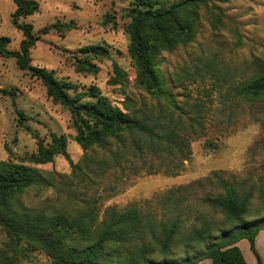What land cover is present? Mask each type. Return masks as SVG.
Here are the masks:
<instances>
[{"label": "rangeland", "instance_id": "374dc122", "mask_svg": "<svg viewBox=\"0 0 264 264\" xmlns=\"http://www.w3.org/2000/svg\"><path fill=\"white\" fill-rule=\"evenodd\" d=\"M36 1L39 10L19 19L31 23L38 35L30 51L33 65L73 81L78 90L96 85L120 107L126 97L137 104H154L136 83L137 68L129 52L127 27L132 0ZM14 9V0H0V36L9 38L8 50H17L23 38L22 31L12 24ZM199 10L194 39L162 50L157 56V68L179 105L197 106L201 116L200 125L193 127L200 135L191 137V156L183 163L162 151L135 157L126 154L116 162L104 153L108 163L84 167L85 152L72 137L75 131L69 111L53 102L41 80L20 69L14 56L0 52V160L35 166L50 182L25 190L24 205L53 213L70 206L82 207L85 199L96 207L97 220L109 206L120 210L136 206L153 221L179 219L181 240L167 253L155 250L147 254L154 260L181 259L188 254L194 257L197 249L185 247L182 238L190 227L199 225L197 217L204 215L217 220V225H226L220 224L221 214L202 200L218 185L211 181L188 187L194 181H204L212 171L224 172L221 175L233 181L241 194L249 195L248 216L264 213V98L245 100L234 95L236 86L264 68V0H213ZM54 22L68 23L71 29L39 33ZM91 44L107 46L109 56L93 59L98 66L96 73L76 71L75 57ZM113 62L122 70L121 82L110 80ZM17 109L24 115L23 124L18 122ZM52 134L66 136V150L73 163H80L84 177L73 173L61 154L46 163L25 160L36 152L38 140L49 143ZM102 155L99 150L95 158L99 160ZM177 164L180 168L175 173L166 172ZM240 249L247 264H256L247 240ZM257 250L264 264V247ZM49 260L43 250L11 239L0 226V264H43ZM202 264H210V259L205 258Z\"/></svg>", "mask_w": 264, "mask_h": 264}, {"label": "trees", "instance_id": "16d2710c", "mask_svg": "<svg viewBox=\"0 0 264 264\" xmlns=\"http://www.w3.org/2000/svg\"><path fill=\"white\" fill-rule=\"evenodd\" d=\"M211 1L132 0L127 33L129 52L137 68L136 83L156 105L137 104L126 97L120 107L102 94L96 85L78 90L73 81L57 78L53 70L33 65L30 51L38 35L33 32L31 23L19 19L39 10L36 0H14L11 20L22 31L23 38L17 50H8L9 38L0 36V52L4 56H14L17 66L40 79L47 96L69 111L70 125L75 131L72 137L85 152L82 157L86 162L84 167L89 168L91 163L102 167L108 163L110 159L104 153L116 162L119 156L126 154L135 157L162 151L183 163L191 156V137L200 135L193 127L200 125L201 116L197 106L191 109L187 104L179 105L175 93L166 87L157 68V56L162 50H172L194 39L198 31L199 9ZM50 29L70 30L71 25L54 22L43 26L39 33H47ZM80 53L75 57V70L96 73L98 66L93 59L109 56V49L103 44H91L82 47ZM113 69L110 80L121 82L123 73L116 62H113ZM234 93L245 100L264 98V68L242 81ZM16 112L18 122L23 124L22 111L17 109ZM66 143L64 134H52L49 143L38 140L36 152L25 160L46 163L61 154L73 173L84 177L83 168L80 163H73ZM99 150L103 151V157L98 160L95 157ZM173 166L166 172L175 173L180 168L178 164ZM222 173L212 171L204 181L188 184L191 187L212 181L218 185L202 200L213 212L221 214L220 224H226L217 225V220L215 222L204 215L200 219L197 217L199 225L190 227L182 238L185 247L197 249L194 257L188 254L181 259L148 258L147 254L155 250L167 253L181 240L178 237L180 220L153 221L136 206L121 210L106 207L100 220H97L96 207L85 199L81 201L82 207L70 206L52 210L53 213L27 207L22 200L24 191L50 182L35 166L10 159L0 160V226L11 239L24 241L32 249L43 250L50 257L43 264H197L204 258H209L211 264H247L236 244L243 238L248 240L256 263L261 264L255 236L264 229V213L254 212L248 216L249 195L241 194L235 183L226 180ZM138 240L141 242L136 244ZM199 245L201 250H198Z\"/></svg>", "mask_w": 264, "mask_h": 264}, {"label": "crops", "instance_id": "0c3cea01", "mask_svg": "<svg viewBox=\"0 0 264 264\" xmlns=\"http://www.w3.org/2000/svg\"><path fill=\"white\" fill-rule=\"evenodd\" d=\"M246 240L247 239H245V238H243V239H240L239 241H237L236 242V244L238 245V246H240L241 247V244H246ZM247 242H248V240H247ZM248 246H249V243H248ZM255 246H256V249L258 248L259 249V247L260 246H262V247H264V229H261V230H259V232L257 233V235L255 236ZM250 249V248H249ZM251 251V250H250ZM258 251V250H257ZM252 252V251H251ZM254 255V254H253ZM205 260V258L204 259H202V260H200L197 264H202V262ZM256 260V259H255ZM261 264H263V261L261 260ZM210 264H211V261H210ZM257 264V263H256Z\"/></svg>", "mask_w": 264, "mask_h": 264}]
</instances>
